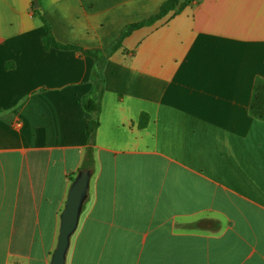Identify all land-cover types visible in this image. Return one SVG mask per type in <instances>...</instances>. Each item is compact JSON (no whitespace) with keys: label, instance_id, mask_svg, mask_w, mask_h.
I'll return each mask as SVG.
<instances>
[{"label":"crops","instance_id":"0c3cea01","mask_svg":"<svg viewBox=\"0 0 264 264\" xmlns=\"http://www.w3.org/2000/svg\"><path fill=\"white\" fill-rule=\"evenodd\" d=\"M164 1L37 3L58 42L105 51ZM33 9L0 0V264H50L88 147L94 60L46 50ZM104 74L65 264H264V121L247 112L264 0H193L133 31Z\"/></svg>","mask_w":264,"mask_h":264},{"label":"trees","instance_id":"16d2710c","mask_svg":"<svg viewBox=\"0 0 264 264\" xmlns=\"http://www.w3.org/2000/svg\"><path fill=\"white\" fill-rule=\"evenodd\" d=\"M192 1L193 0H165L156 13L150 15L146 19L128 24L120 32L116 40L105 51L85 49L80 46L58 42L52 32L51 25L43 17V15H41L40 10L38 8L33 9L34 16L37 15L42 23V29L44 31L42 42L46 50L52 48L57 50H72L78 52L81 55L91 57L94 60V66L91 71L90 77L91 89L80 99L82 108L90 115L86 127L88 147L85 151V159L81 168L92 167L93 147L95 144L96 132L100 123L99 116L101 112L102 98L105 90L104 68L108 59L114 52L122 48L123 40L128 37L133 31L145 26H151L156 22L162 20L166 16L171 17L179 14L188 5H190ZM247 112L251 117L264 121V79L260 76H256L254 78ZM143 123L144 122H142V124ZM70 179L71 181H73L74 176H71ZM200 224H202L203 227H212V223L210 222L189 224L188 227H199Z\"/></svg>","mask_w":264,"mask_h":264},{"label":"water","instance_id":"95a60500","mask_svg":"<svg viewBox=\"0 0 264 264\" xmlns=\"http://www.w3.org/2000/svg\"><path fill=\"white\" fill-rule=\"evenodd\" d=\"M33 1L34 8H37V0ZM91 174L90 168H81L70 185L64 208L60 214L57 242L51 255L50 264H65L66 262L70 238L77 229L83 204L88 195Z\"/></svg>","mask_w":264,"mask_h":264},{"label":"rangeland","instance_id":"374dc122","mask_svg":"<svg viewBox=\"0 0 264 264\" xmlns=\"http://www.w3.org/2000/svg\"><path fill=\"white\" fill-rule=\"evenodd\" d=\"M37 8H38V7H37ZM40 13H41V12H40ZM41 15H42V13H41ZM35 17H36L37 20L40 21V19H39V17H38L37 15H36ZM40 22H41V21H40Z\"/></svg>","mask_w":264,"mask_h":264}]
</instances>
